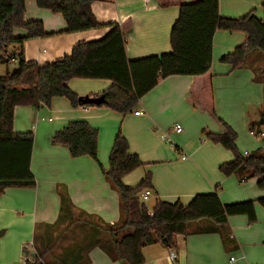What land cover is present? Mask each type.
Masks as SVG:
<instances>
[{"label": "crops", "instance_id": "obj_1", "mask_svg": "<svg viewBox=\"0 0 264 264\" xmlns=\"http://www.w3.org/2000/svg\"><path fill=\"white\" fill-rule=\"evenodd\" d=\"M189 1L96 0L92 8L104 24L130 20V27L125 31L126 51L129 59H137L171 51L170 35L179 17L180 4ZM219 7L220 14L225 17L238 18L253 10L258 17L264 15V0H219ZM25 20L43 21L48 33L24 43L26 61L40 65L61 59L79 42L99 39L110 30L105 26L66 32L64 17L40 8L36 0L26 1ZM15 35H26V31L18 28ZM246 38L243 31L218 30L214 36L215 109L231 127L247 113L252 118L254 101H259V87L264 92V76L257 75L258 69L264 67H259L253 59L261 56L257 51L239 68L221 61L223 55L234 51ZM192 82L193 78L186 75L160 79L127 114L105 106L74 107L65 97L53 99L52 106L46 108L47 119L42 113L43 107L36 110L17 106L15 130L33 131L35 135L31 167L37 184L35 187H9L0 195V230L4 231L0 237V264L23 263L24 250H34V239L40 228L68 219L69 212L62 208V192L70 197L79 212L109 224L120 221L119 193L101 169V166L109 168L110 152L119 130L128 140L130 151L145 163L127 174L124 183L133 187L147 173L151 174L150 211L159 200L174 202L179 199L188 204L197 194L218 193L223 203L259 200L264 192L258 187L257 179L241 182L236 175H224L220 165L233 160L234 156L207 136L200 139V133L220 132V126L209 113L187 101ZM112 84L108 79L88 78H74L69 82L78 95L92 97ZM261 105L264 106V96ZM137 110L141 111L139 115L135 114ZM74 120H86L98 130V158L102 163L89 156L72 157L67 147L53 142L54 134ZM176 123L183 128L181 133L173 130ZM165 130L179 142L174 145L171 138V142L163 140L166 144L162 143L160 133ZM256 212L257 221L252 224L246 215L231 216L223 226L210 220L193 222L187 234L177 236L175 261L170 259L172 250L153 244L143 249L145 264H264V207L259 203ZM232 256L237 259L234 263L230 260ZM89 257L90 264H121L112 260L101 247L93 248Z\"/></svg>", "mask_w": 264, "mask_h": 264}, {"label": "trees", "instance_id": "obj_2", "mask_svg": "<svg viewBox=\"0 0 264 264\" xmlns=\"http://www.w3.org/2000/svg\"><path fill=\"white\" fill-rule=\"evenodd\" d=\"M26 1L0 0V63L9 65L14 58H18L19 63L17 70L0 77V195L9 187H35L37 184L31 167L35 135L33 131L15 130L17 106L36 110L51 107L57 97L67 98L74 107L96 106L80 104V95L70 88L69 82L74 78L108 79L113 84L98 95H104L106 99L100 106L127 114L160 79L172 75L193 78L187 101L198 110L209 113L219 124L220 132L205 131L206 136L230 150L234 156L233 160L220 165V171L226 176L236 175L241 182L257 179L258 187L264 192V151L262 148L247 153L239 151L237 132L216 113L212 85L216 32L246 33L245 42L221 58L223 63L234 68L242 67L254 51L264 53V15L258 17L253 10L238 18L225 17L220 14L219 0L182 2L179 17L171 30V51L129 59L125 38V31L130 27L129 19L120 24L101 23L92 8L96 0H36L40 8L64 17L66 32L110 27L103 37L79 42L70 54L40 65L26 61L24 43L48 33L43 21L25 20ZM18 28L24 29L26 35L16 36ZM13 44L20 47L18 52L10 54L8 50ZM53 142L67 147L72 157L89 156L100 164L99 132L86 120L69 122L54 134ZM144 164L137 154L130 151L128 140L119 130L110 152L109 168L100 166L119 193L120 221L109 224L101 218L84 214L86 225L81 228L89 231L83 247L72 245L57 255L52 253L54 242L47 241L39 251H32L35 256H31L32 252L26 248L23 264H90L89 253L95 247H101L112 260L121 264H145L144 247L161 244L176 250L177 236L187 234L193 222L210 220L223 226L231 216L246 215L252 224L257 221V203L264 207V194L259 200L223 203L218 193H209L193 196L188 204L179 199L174 202L159 200L150 212L140 194L152 187L151 174L147 173L136 186L124 183L127 174ZM62 208L65 212L77 210L63 192ZM79 221L81 219L72 220L60 234L77 227ZM58 224L61 220L51 227ZM3 235L4 231L0 230V237ZM34 244L36 248L37 234Z\"/></svg>", "mask_w": 264, "mask_h": 264}, {"label": "rangeland", "instance_id": "obj_3", "mask_svg": "<svg viewBox=\"0 0 264 264\" xmlns=\"http://www.w3.org/2000/svg\"><path fill=\"white\" fill-rule=\"evenodd\" d=\"M113 2V1H112ZM9 53L13 54L15 52H18V44H13L9 47ZM255 52V51H254ZM259 54H261V58L260 57H253L255 64H258V66L260 67H264V53H262L261 51H257ZM8 53V54H9ZM19 67V63H18V58L16 60H14V62H12L9 65H6L4 63H0V77H6L7 72H13L15 70H17ZM259 78H263L264 76V69H258V73H257ZM259 94H258V102L254 101V110L255 113L252 115V118L247 114H245L242 118H239V121L236 122V126H232L233 129L237 132L238 134V139H237V145H238V149L241 153H246V152H251L255 149L258 148H262L264 151V136L263 137H259V136H252L251 135V129H255L258 133L261 131H264V125L262 126H258L257 122L260 120L261 118V113H264V106L261 105V101L263 100V96H264V92L263 89L261 87H259ZM44 110L42 111L43 115L45 116V118H48V114L46 112V108L48 107H43ZM246 109V108H245ZM227 121V120H226ZM228 122V121H227ZM230 124V123H229ZM165 132H167V130H165ZM200 139H205L206 138V134L200 133ZM173 140V144L175 145V143H178L179 141L175 138V137H171ZM161 139V138H160ZM159 139V140H160ZM179 139V138H178ZM187 141H190V138L186 139ZM162 143L164 142L162 139L160 140ZM166 144V142H164ZM168 144V143H167ZM190 146V143H189ZM229 154L231 156H233V153L226 149ZM100 159V158H99ZM99 162L102 163L101 160H99ZM139 170L141 171L142 168H139ZM137 183V182H136ZM147 204L149 205V207L151 208L152 205V199L147 201ZM71 215V216H70ZM75 219H81V221H79V225L75 228H72L71 230H69L68 232H62L63 228H67V224H69L72 220ZM84 219H87V217L82 214L81 212H79L78 210H72L69 212V217L67 220L61 222V224H58L54 227L48 228V227H44V228H40L38 233H37V247H34V250L39 251L41 248H43L46 244L47 241L49 242H54L53 243V254H59L61 251L65 250L67 247H70L72 245H78V247H83L85 244V238L87 239V234L89 229L86 231L84 227L86 224L84 223ZM47 235L49 236V238L45 239V237H47ZM56 238V240H55ZM45 239V240H44ZM55 240V241H54ZM33 254H35V252L31 253L30 255L33 256ZM23 264V263H21Z\"/></svg>", "mask_w": 264, "mask_h": 264}, {"label": "built area", "instance_id": "obj_4", "mask_svg": "<svg viewBox=\"0 0 264 264\" xmlns=\"http://www.w3.org/2000/svg\"><path fill=\"white\" fill-rule=\"evenodd\" d=\"M16 59H17V58H16ZM16 59L14 58V60H16ZM140 113H141L140 110H137V111L135 112L136 115H139ZM50 120H52V119H50ZM173 130H174L176 133H181V132L183 131V128H182V126H181L179 123H176L175 126L173 127ZM251 135L259 136V137H263V136H264V131H261V132L258 133L255 129H251ZM160 137H161V139L164 140V141L171 142V135H170V133H169L168 131H167V132L163 131L162 133H160ZM152 195H153V192H152V190H151L150 188H147V189L143 190V191L141 192V194H140V198H141V200L146 204L147 207H148L147 201L149 200V198H150ZM149 211H150V210H149ZM151 211H152V210H151ZM151 211H150V212H151ZM176 258H177V253L175 252V250H172V251L170 252V259H171L172 261H175ZM230 260H231V262L234 263L237 259H236V257L232 256V257L230 258ZM24 261H25V260H24Z\"/></svg>", "mask_w": 264, "mask_h": 264}, {"label": "water", "instance_id": "obj_5", "mask_svg": "<svg viewBox=\"0 0 264 264\" xmlns=\"http://www.w3.org/2000/svg\"><path fill=\"white\" fill-rule=\"evenodd\" d=\"M79 102L80 104L86 105V104H94L97 106H100L101 104L106 102V99L104 97V95H100V96H89V95H85V96H80L79 97ZM258 126H262L264 125V113H261V118L260 120L257 122ZM36 254H33V256H35Z\"/></svg>", "mask_w": 264, "mask_h": 264}]
</instances>
